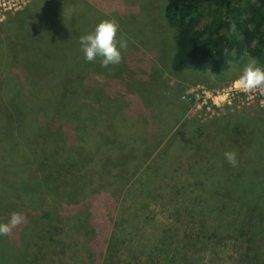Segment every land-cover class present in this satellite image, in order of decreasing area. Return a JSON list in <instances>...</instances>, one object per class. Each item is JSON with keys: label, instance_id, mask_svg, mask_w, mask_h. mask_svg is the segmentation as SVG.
Returning a JSON list of instances; mask_svg holds the SVG:
<instances>
[{"label": "trees", "instance_id": "obj_1", "mask_svg": "<svg viewBox=\"0 0 264 264\" xmlns=\"http://www.w3.org/2000/svg\"><path fill=\"white\" fill-rule=\"evenodd\" d=\"M166 3L165 21L175 30L177 49L171 63L174 73L210 71L218 76L228 63L239 62L245 56L264 65V0ZM33 17L34 13L24 12L16 29L26 27L28 31ZM63 43H52L46 49L36 47L34 56L31 51L32 58L4 57L7 61H0V210L2 216L11 212L26 216L23 230L13 235L14 239L10 234L0 236V264H119L124 254L132 264H264L263 209L252 204L234 209L230 199L236 192L232 189L225 194L230 201L218 206L222 216L210 206L190 207L188 202L196 194L205 191L209 196L211 191H206L205 182L198 183L199 189L188 190L189 178L177 169L178 159L171 163L161 157L146 167L155 169L152 173L158 176L157 184L166 177L174 183L175 175L181 179L178 182L185 181L165 189L178 207H174L176 220L165 230L164 238L171 242L168 234L174 228L183 234L170 258L167 254L162 262L157 261L159 245L144 246L130 234L131 226L143 222L140 208L133 204L134 221L131 223L122 210L115 215L108 237L93 234V225L89 230L81 229L83 223L78 219L83 218L82 214L75 218L72 228L63 226L67 217L55 212L65 203L63 198L74 200L82 191L86 196L97 195L88 185L107 187L122 182L128 174L126 183L130 186L149 160L148 152L143 156L114 149V142L120 141V128L112 136L98 130L101 122L107 125L114 118L122 119V115L110 112L107 92L93 86L100 69L85 61L83 52L79 56L80 45ZM10 51L16 53V48ZM118 67L121 72L124 65ZM97 108L107 111L97 113ZM82 109L88 114L78 115ZM75 175L80 180L78 187L73 186L71 176ZM106 179L111 184H105ZM155 185H151V192ZM207 200L214 205L211 198ZM73 203L68 201L63 206ZM81 209L88 210L86 206ZM69 234H80L83 239L71 243ZM88 239L102 241L103 250L88 247Z\"/></svg>", "mask_w": 264, "mask_h": 264}, {"label": "rangeland", "instance_id": "obj_2", "mask_svg": "<svg viewBox=\"0 0 264 264\" xmlns=\"http://www.w3.org/2000/svg\"><path fill=\"white\" fill-rule=\"evenodd\" d=\"M4 2L8 0L0 3ZM166 6V0H14V5L7 10L0 9V61H7L4 57L8 60L32 58L36 47L46 49L56 42L80 45L79 37L93 31L102 20L110 17L118 20L117 35L127 40V49L123 51L120 63L124 65V72H118L120 64L108 68H102L99 60L92 61V64L100 69L93 86L107 92L110 112L120 113L122 119L114 118L107 125L101 122L98 130L112 136L117 127L120 128V141L114 142V149L121 148V151L143 156L148 152L149 160L143 164L139 176L133 177L130 191L126 183L129 174L122 182L107 187L98 188L97 183H92L88 186L97 195L86 196L82 191L74 200H68L67 196L63 202L73 201L74 205L60 204L55 212L67 217L66 225L63 224L67 228H72L75 218L82 214L84 219H78L84 226L81 225V229L89 230L93 225V234L108 237L113 230L115 215L122 210L131 223L134 221L132 206L135 205L141 210L143 222L135 228V225L131 226L130 234H134L144 246L159 245L157 261L166 258L167 254L170 258L177 251V241L183 235L174 228L168 234L171 242L164 238L163 233L176 220L174 207H178L177 202H171L166 186H180L185 181L178 182L181 179L175 175L174 183L166 177L157 184L158 176L152 173L155 169L146 168L153 159L158 162L164 157L171 163L181 160L177 169L187 173L188 190L199 189L198 183L208 185L206 191L211 194L208 196L205 191L196 194L188 202L190 207L206 209L210 206L214 211L221 208V203L231 200L236 206L234 209L252 204V207L263 209L264 213V92H241L234 87V81L251 57L228 63L225 72L218 76L210 71L174 73L171 63L177 49L175 30L165 21ZM24 12L35 15L28 31L24 29L26 27L16 29L17 20ZM25 44L28 45L25 47ZM12 48H16V53L10 51ZM77 52L82 57L80 46ZM99 109L95 111H107ZM83 111L80 110L78 115L88 114ZM101 115L106 117V114ZM226 150L237 153L238 166L227 163L223 156ZM94 164L97 166V162ZM129 165L128 161L126 167ZM150 174L153 179L148 178ZM71 178L75 180L73 186L78 187L79 178L76 175ZM105 184L109 185L111 181L106 179ZM152 184L156 185L151 192ZM80 189H83L81 183ZM231 189L236 194L229 200L225 194ZM30 194L28 191V196ZM207 198H211L214 205H209ZM83 206L88 210L82 211ZM10 216H2L0 210V222H7ZM23 216L24 223L10 233L12 239L24 228L26 216ZM69 236L74 243L82 235ZM96 240L88 239L87 245L101 252L104 245ZM122 258L119 264H132L125 260V254ZM141 258L145 259L143 255Z\"/></svg>", "mask_w": 264, "mask_h": 264}, {"label": "clouds", "instance_id": "obj_3", "mask_svg": "<svg viewBox=\"0 0 264 264\" xmlns=\"http://www.w3.org/2000/svg\"><path fill=\"white\" fill-rule=\"evenodd\" d=\"M118 30V20L110 17L99 22L93 31L81 35L79 43L84 59L89 62L99 60L102 68L120 64L122 53L127 49V40L118 37ZM234 87L241 92H264V66L255 58H250L234 81ZM223 156L232 167L238 166L239 160L235 151L226 150ZM24 219L22 213L13 212L7 222H0V236L10 234L14 228L24 223Z\"/></svg>", "mask_w": 264, "mask_h": 264}, {"label": "built area", "instance_id": "obj_4", "mask_svg": "<svg viewBox=\"0 0 264 264\" xmlns=\"http://www.w3.org/2000/svg\"><path fill=\"white\" fill-rule=\"evenodd\" d=\"M2 0H0L1 2ZM11 4L14 5V0H8V2L0 3V9L3 8L4 10H7L8 8L11 7Z\"/></svg>", "mask_w": 264, "mask_h": 264}]
</instances>
